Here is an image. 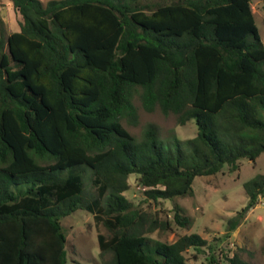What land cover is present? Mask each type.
I'll return each mask as SVG.
<instances>
[{"label":"trees","instance_id":"16d2710c","mask_svg":"<svg viewBox=\"0 0 264 264\" xmlns=\"http://www.w3.org/2000/svg\"><path fill=\"white\" fill-rule=\"evenodd\" d=\"M9 1L20 21L5 33L0 19V264H66L60 219L77 209L108 232L96 237L100 264H184L186 250L210 249L197 233L149 238L155 221L144 227L124 192L134 175L148 200L183 197L195 177L264 152L250 0ZM135 98L177 125L193 120L194 137L163 142L149 123L135 139L123 126L137 124ZM242 186L227 231L264 196V174ZM182 210L173 204L172 220L187 227Z\"/></svg>","mask_w":264,"mask_h":264},{"label":"rangeland","instance_id":"374dc122","mask_svg":"<svg viewBox=\"0 0 264 264\" xmlns=\"http://www.w3.org/2000/svg\"><path fill=\"white\" fill-rule=\"evenodd\" d=\"M249 5L264 46V0H250ZM0 19L5 33L18 27L20 18L9 0H0ZM133 102L137 108V124L131 126L123 123V126L135 139L141 138L149 123L155 125L157 137L163 142L171 141L174 137L180 140L194 137L196 128L193 120L177 125L173 114L163 115L158 109L147 113L140 107L138 99L135 98ZM84 168L83 197L89 199L94 190L90 184V170ZM259 174H264V152L254 161L240 159L235 169L225 165L214 175L195 177L191 194L183 197L148 200L142 195L140 187L136 186L134 175L127 178L128 189L124 196L144 215V227L148 226L149 221H155L152 231L145 233L149 238L171 243L181 235L197 233L206 240L210 249L206 247L201 252L186 250L184 264H210V257L214 261L211 264H228L227 259L233 255L249 264H264V196L258 197L255 206L246 212L234 230L227 231L225 224L228 217L247 203L242 184ZM173 204L179 205L183 214L189 217V226L180 227L173 222ZM60 225L65 234L66 264H100L108 257V254L100 257L96 239L98 234L107 236L108 232L88 212L77 209L61 218Z\"/></svg>","mask_w":264,"mask_h":264},{"label":"crops","instance_id":"0c3cea01","mask_svg":"<svg viewBox=\"0 0 264 264\" xmlns=\"http://www.w3.org/2000/svg\"><path fill=\"white\" fill-rule=\"evenodd\" d=\"M42 2H44V0H40ZM19 29V27H17L16 29L12 30V31H17Z\"/></svg>","mask_w":264,"mask_h":264}]
</instances>
